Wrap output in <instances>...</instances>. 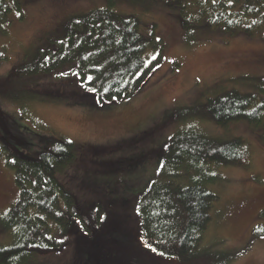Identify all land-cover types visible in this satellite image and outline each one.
<instances>
[{"label":"rangeland","instance_id":"374dc122","mask_svg":"<svg viewBox=\"0 0 264 264\" xmlns=\"http://www.w3.org/2000/svg\"><path fill=\"white\" fill-rule=\"evenodd\" d=\"M19 2L20 10L9 2L10 25L0 31V112L6 115H0V247L11 245L19 234L2 226V215L19 195L5 150L34 158L54 135L73 142L75 159L57 171L58 183L75 196L83 214L91 215L96 231L109 229L108 236L145 246L152 235L141 220L143 202L152 182L168 179L166 172L173 168L172 151L164 146L174 136L193 131L223 138L240 136L252 150L250 168L211 166L215 179L207 183L218 199L193 264H264V120L260 126L246 121L222 126L192 111L230 88L264 95L259 80L264 75V39L205 28L186 30L178 10L163 1ZM106 7L136 14L141 32L154 30L164 44L161 62L139 92L122 101L74 105L81 99L74 95V82H63V78L53 82V74L48 73L27 75L39 49L52 50L63 41L70 17ZM158 53V48L148 49L146 64ZM23 64V74L6 80ZM60 210L67 211L63 201ZM74 228L80 237L79 222ZM84 251L71 245L63 253L30 258L27 264H81ZM147 257L153 264H173Z\"/></svg>","mask_w":264,"mask_h":264},{"label":"trees","instance_id":"16d2710c","mask_svg":"<svg viewBox=\"0 0 264 264\" xmlns=\"http://www.w3.org/2000/svg\"><path fill=\"white\" fill-rule=\"evenodd\" d=\"M149 1H163L178 10L186 30L205 28L231 36L260 35L264 39V0ZM9 2L20 10L19 0H0L2 32L10 25ZM140 25L136 14H125L110 7L74 15L64 26L63 41L52 50L39 49L34 67L29 68L27 75L48 73L53 74V82H62V78L63 82H74L77 85L74 95L81 98L74 105L83 106L89 100L104 103L129 98L148 82L161 62L164 47L162 40L156 39L154 30L143 34ZM151 47L158 48L159 53L147 65L145 53ZM24 67L26 64L12 71L6 80L23 74ZM259 80L264 84V75ZM192 111L201 119L222 126L238 121L260 126L264 120V95L230 88L208 98ZM0 115L6 116L3 112ZM164 148L172 151L173 168L166 172L168 179L152 182L143 202L141 220L152 235L145 246L130 244L123 237L108 236L109 229L96 231L91 215L83 214L75 196L58 183L57 171L75 159L73 142L54 135L46 149L34 158L14 149L5 150L6 165L15 172L19 195L1 220L5 229L15 228L19 234L11 245L0 247V264L25 261L27 264L30 258L63 253L71 245L80 250L84 248L81 264H153L152 260L148 262L147 255L153 261L195 263L196 251L211 221L210 210L218 199L207 183L215 179L211 166L250 168L251 146L240 136L223 138L192 131L189 135L174 136ZM187 179L191 182L187 183ZM61 201L67 211L60 210ZM95 210L102 215L99 207ZM76 222L82 227L80 237L76 236Z\"/></svg>","mask_w":264,"mask_h":264},{"label":"snow or ice","instance_id":"6c2138e0","mask_svg":"<svg viewBox=\"0 0 264 264\" xmlns=\"http://www.w3.org/2000/svg\"><path fill=\"white\" fill-rule=\"evenodd\" d=\"M153 59H155V57H153ZM93 91H94V89H93Z\"/></svg>","mask_w":264,"mask_h":264}]
</instances>
